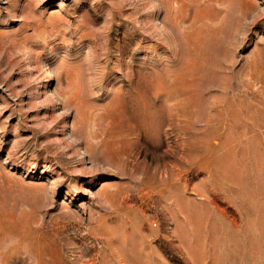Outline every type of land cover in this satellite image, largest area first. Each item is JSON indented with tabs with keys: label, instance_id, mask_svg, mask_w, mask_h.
Masks as SVG:
<instances>
[{
	"label": "rangeland",
	"instance_id": "374dc122",
	"mask_svg": "<svg viewBox=\"0 0 264 264\" xmlns=\"http://www.w3.org/2000/svg\"><path fill=\"white\" fill-rule=\"evenodd\" d=\"M0 264H264V0H0Z\"/></svg>",
	"mask_w": 264,
	"mask_h": 264
}]
</instances>
